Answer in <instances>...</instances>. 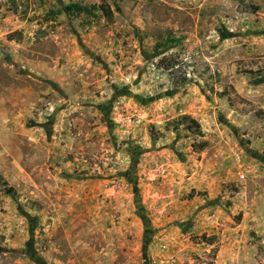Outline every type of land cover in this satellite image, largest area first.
Wrapping results in <instances>:
<instances>
[{"label": "rangeland", "instance_id": "374dc122", "mask_svg": "<svg viewBox=\"0 0 264 264\" xmlns=\"http://www.w3.org/2000/svg\"><path fill=\"white\" fill-rule=\"evenodd\" d=\"M0 264H264V0H0Z\"/></svg>", "mask_w": 264, "mask_h": 264}, {"label": "trees", "instance_id": "16d2710c", "mask_svg": "<svg viewBox=\"0 0 264 264\" xmlns=\"http://www.w3.org/2000/svg\"><path fill=\"white\" fill-rule=\"evenodd\" d=\"M68 11H79V12H83L85 9L78 6V5H70V6H67L66 7ZM98 9L101 11V13L103 14V16L106 18H112L111 15L112 13L110 12V10L105 7L104 5H99L98 6ZM15 34V33H14ZM10 36H13V35H9ZM166 42H169V43H174V40L173 39H168ZM174 123V122H173ZM183 126V128L191 133H194L196 135H199L200 137L202 136L201 133H200V127H199V124L193 119L191 118L190 116L188 115H182L176 122H175V126ZM207 146V142L206 141H200L198 143H194L193 144V147L197 150V151H201L203 150L205 147ZM7 192L11 195H13V189L12 188H8L7 189ZM193 195L190 194L188 197H192ZM194 240L198 243H203L205 245H213L215 243V237L214 236H205V235H202L200 237H195Z\"/></svg>", "mask_w": 264, "mask_h": 264}]
</instances>
